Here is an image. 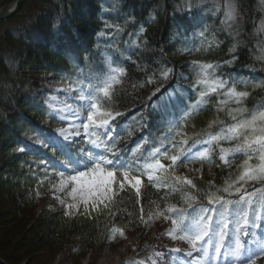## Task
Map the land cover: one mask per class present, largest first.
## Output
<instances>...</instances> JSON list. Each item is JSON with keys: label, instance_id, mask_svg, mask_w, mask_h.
Listing matches in <instances>:
<instances>
[{"label": "snow or ice", "instance_id": "snow-or-ice-1", "mask_svg": "<svg viewBox=\"0 0 264 264\" xmlns=\"http://www.w3.org/2000/svg\"><path fill=\"white\" fill-rule=\"evenodd\" d=\"M201 3L203 0H183L177 10L191 16ZM212 5L206 13L222 12L221 30L234 40L228 49L229 59L189 61L187 76L167 63L150 68L132 60L138 49L148 46L143 26L128 33L131 43L121 48L119 37L128 22L121 26L105 21L98 36L111 42L105 45L102 60L93 64L85 57L84 67L75 64L72 72L61 77V85L52 89L63 93V98L50 95L45 103L46 115L65 126H36L26 140L27 149L42 153L40 183H49L65 216L79 213L114 219L121 211L117 206L121 193L134 192L139 204L143 191L149 207L146 211L140 206L136 223L149 226L160 218L170 220L171 227L164 234L189 246L188 250L175 247L154 252L149 257L151 264L157 260L160 264H257L264 258V102L249 109L252 93L247 89L253 83L223 71L235 64L242 43L238 37L244 14L237 0H212ZM253 33L258 37L256 59L264 61V18ZM193 35L208 51L222 43L207 25ZM185 51L192 54L201 48ZM129 62L144 74L143 82L129 81L125 67ZM173 78L177 83L164 88ZM181 80L188 83L181 84ZM154 84L158 86L147 97L151 103L146 107L162 118L156 130L142 113L130 123H119L124 113L118 110L117 101L126 86L135 91ZM210 108L215 115L206 127L189 134L192 118ZM191 127L195 129V125ZM135 134H140L139 139L129 148ZM237 156L244 159L235 175L230 171L220 185L214 179L203 182L205 162L211 164L216 157L231 168ZM196 162L201 163L200 169L190 167ZM180 166L195 175L178 173ZM148 188L157 193L164 190L160 202L147 198ZM173 198H177L175 202ZM110 231L109 239L124 236L123 228L113 226Z\"/></svg>", "mask_w": 264, "mask_h": 264}, {"label": "trees", "instance_id": "trees-1", "mask_svg": "<svg viewBox=\"0 0 264 264\" xmlns=\"http://www.w3.org/2000/svg\"><path fill=\"white\" fill-rule=\"evenodd\" d=\"M0 1L7 2L11 0ZM45 1V9L32 18L22 21L21 15L23 14L24 2L13 16L0 20V48L3 43L7 48L6 51L9 50L7 55L10 56L9 58L7 56L3 58L5 49H0V123H4V125L7 122L12 123L15 119H21V114L25 113H16L14 115L15 113L8 105L21 106L24 92L28 88V79L25 78L30 69L28 66H36L43 70L53 69L58 78H60L66 73L72 72L75 64L84 67L87 63L85 57L93 64H97L102 60V54L106 51L105 45L111 42L109 39L98 36V33L104 28L105 21L121 26L125 25L126 21L128 22L125 32L119 37V46L121 48L125 46L126 42L131 43L128 33L136 32L143 26L145 30L143 35L148 41V46L146 50L138 49L137 54L132 55L133 61H138L150 68H155L158 64L167 63L175 72H183L186 76L190 72V69L186 66L187 62L192 60L216 61L229 59L228 49L234 43V40L228 36L226 31L221 30L220 32L214 26L216 22L221 21L223 13L220 12L215 15L211 12L206 13L207 9L212 8L213 5L211 3L200 4L199 8H193L190 16L187 12L177 10V5H181L183 0ZM240 2H243L246 5V9L249 10L250 20L260 17L264 12L262 8L256 7L257 0H240ZM204 25H207L209 31L214 32L218 36L217 39L222 41L218 48L211 51L206 50L198 42V38L193 35L200 31ZM252 27V25L249 28V25L244 26L242 24L241 34L238 37L242 41L237 49L238 59L235 64L224 68L223 71L236 73L237 70L253 67L254 61L258 63L253 58L257 39L251 36ZM194 47H200L201 51H194L192 54H188L185 51L186 48ZM42 52H45L44 60H41L42 55H39ZM24 66L28 70L27 73L21 70ZM125 67L131 83L143 82L144 74L135 64L129 62L125 64ZM258 67L260 75L257 81L259 82H255L256 87L247 89L252 93L247 101L249 109L253 108L257 99L264 100V62L259 63ZM176 83V79L173 78L165 82L164 88H170ZM179 83L187 84L188 81L181 80ZM156 86L158 85H148L135 91L130 86H126L125 92L117 101L118 110L123 112L124 115L129 113V117L134 114L138 115V113H142L147 118L151 117L152 114L149 112V108L146 107L151 101L147 97ZM210 109L192 118L187 129L188 133H192L193 130L199 131L206 127L208 121L214 117L215 113H209L213 117L209 116L210 119L206 122L204 120L196 122V120L202 116H208ZM41 113L42 117H36L47 119V115L43 114V112ZM124 115L121 119L129 118L124 117ZM15 116L17 117L14 119ZM220 118L223 119L224 116L221 115ZM32 119L34 122H39L37 119ZM52 121L54 122V120ZM152 121H154L152 126L154 125L155 127L160 123L157 119ZM24 123V126L27 125L25 127H27L28 132L32 133L34 123L30 120H25ZM192 125H195V129L191 127ZM14 132L17 133L15 129ZM18 135L15 136V142L20 144L21 141ZM25 157L28 159L27 155ZM243 159V156H237L232 161L231 168L223 165L217 158H214L211 164L205 162L202 168L203 182L214 179L217 185L222 184L230 171L234 175L237 173V165ZM209 169H211L210 172L208 171ZM41 176H43L42 173ZM26 178L27 181L38 180L37 177L31 174H27ZM196 182L201 185V181L198 180ZM145 183H147L146 180ZM163 191L161 189V192L157 193L154 188H148L146 196L148 199L160 202L159 196ZM144 197L145 193L142 191V197L139 204H137L134 192L126 191L121 193V202L117 205L121 211L117 212L114 219L105 215H100L99 217L93 215L89 219L86 215L82 216L79 214L70 220L64 216L63 212H59L51 223L42 228V233L46 234V238H51L60 231L67 230L70 239L81 246L95 245L104 236L106 228L122 226L125 229H137V224H140L136 223L140 206H144L146 211L149 207L147 199ZM176 199L173 198L172 202H175ZM128 213H131V216ZM129 220L133 221V223H129Z\"/></svg>", "mask_w": 264, "mask_h": 264}, {"label": "rangeland", "instance_id": "rangeland-1", "mask_svg": "<svg viewBox=\"0 0 264 264\" xmlns=\"http://www.w3.org/2000/svg\"><path fill=\"white\" fill-rule=\"evenodd\" d=\"M12 1H0L2 4L0 10L5 9ZM237 2L244 14L242 24L244 26L249 25V28L252 25L251 36L257 39L258 37L254 35L253 30L261 18H264V12L260 17L250 20V12L246 9V5L240 0ZM206 3L212 4V0H203L201 4ZM45 5V0H27L22 8V21L42 12ZM256 7L262 8L264 11V4L261 3V0H257ZM220 22H216L214 26L221 32ZM216 37L218 38V36ZM0 49H5L3 58L10 57L7 55L9 50L6 51L7 48L3 43ZM255 50L254 59H256V55H259L257 48ZM44 54L45 52L39 54L42 55L41 60L45 59ZM257 61L258 63L254 61L252 65L250 74V76L253 75L252 79L259 72V63L264 62ZM28 67L30 68L28 73L25 66L21 69L27 73L25 78L28 79V88L24 92L21 106L8 105L15 113L14 115L25 113L21 114V119H15L17 117L15 116L12 123L7 122L5 125L0 123V264H129L132 261H143L151 264L149 257L154 252H166V249L178 246L183 250L184 244L164 234L171 227V222L163 218L157 219L149 226L137 224L138 228L134 230L115 226L124 229V236L121 237L117 234L115 239H109L112 227L106 228L104 236L91 246H81L76 241L71 240L67 230H62L56 236L46 238V234L42 233V228L51 223L59 212L64 214V209L53 198V194L49 190V183L47 181L43 184L40 183L43 179L40 168L32 164L33 160L30 161L25 157V151H18L19 148L25 147L21 143L15 142V136L19 134L18 136H22L23 140H27V137L30 136L31 132L29 133L25 127L27 125L24 126L25 120L33 121L32 118H34L43 121L45 124L53 123L48 117L47 119L37 117H42L41 112L46 114L45 103L50 95H58L63 98V93L57 94L52 91L53 88L61 85V75L63 74L58 78L53 69L43 70L36 66ZM262 102L264 100L257 99L253 107ZM209 113H214V110L210 109ZM210 114L202 116L196 122L208 121L209 116H212ZM41 125L44 124L41 122ZM53 126L58 128L65 125L58 122L54 123ZM14 129L17 133L14 132ZM33 163L35 162L33 161ZM190 167L200 169V162H196ZM208 171L210 172L211 169ZM178 173L190 177L195 174L187 172L183 166L178 168ZM27 174L37 177L38 180L27 181ZM78 215L79 213L64 216L71 220ZM86 217L91 219L90 216L86 215ZM262 261L264 259L259 260L257 264H262ZM157 264H160L159 260H157Z\"/></svg>", "mask_w": 264, "mask_h": 264}, {"label": "water", "instance_id": "water-1", "mask_svg": "<svg viewBox=\"0 0 264 264\" xmlns=\"http://www.w3.org/2000/svg\"><path fill=\"white\" fill-rule=\"evenodd\" d=\"M26 0H13L5 9L0 10V20L8 19L13 16Z\"/></svg>", "mask_w": 264, "mask_h": 264}, {"label": "bare ground", "instance_id": "bare-ground-1", "mask_svg": "<svg viewBox=\"0 0 264 264\" xmlns=\"http://www.w3.org/2000/svg\"><path fill=\"white\" fill-rule=\"evenodd\" d=\"M179 247V246H178ZM179 248H181V247H179Z\"/></svg>", "mask_w": 264, "mask_h": 264}]
</instances>
